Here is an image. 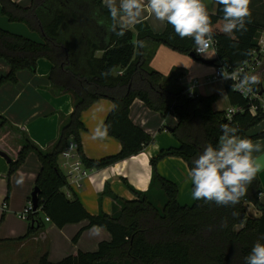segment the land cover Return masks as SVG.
<instances>
[{"label": "trees", "instance_id": "16d2710c", "mask_svg": "<svg viewBox=\"0 0 264 264\" xmlns=\"http://www.w3.org/2000/svg\"><path fill=\"white\" fill-rule=\"evenodd\" d=\"M0 2L4 15L11 21L26 23L46 42L38 45L0 30V57L10 65L9 73L0 78V84L16 81L22 69L35 71L38 60L47 58L53 64L51 80L64 90L75 91L77 96L74 111L49 152H43L25 131L0 116V133L8 127L20 140L19 146L15 142L18 150L15 159L0 149L12 159L8 176L20 168L30 152H36L42 163L36 180L40 188L39 208L29 216V232L34 233L44 224V215L60 228L87 220L88 225L79 230L75 241L88 227H102L111 234V240L102 241L94 252L80 251L55 263L44 254L38 264H245V257L254 244L264 243V203L260 200L263 186L259 175L235 206H217L203 200L182 205L178 201L177 184L160 175L157 165L168 156H179L191 167L205 147L218 144L221 126L226 123L237 127L236 135L242 138L252 142L262 139L264 133L250 134L249 131L264 120V115L236 114L229 119L224 110L214 108L216 95L192 98L185 94L183 87L170 89L172 77L151 69L135 43L137 37L139 49L145 40H150L192 54L193 40L181 39L170 24L161 34L154 33L144 21L135 25V32L122 28L117 19H111L101 0H31L29 6L13 0ZM249 9L247 31L234 29L232 34L222 31L225 21L219 8L217 15L209 14L218 58L234 66L251 57L259 31L264 29V0H250ZM121 31L124 35H119ZM259 72L264 78V63ZM224 84L230 104L245 103L232 82ZM102 98L114 101L104 129L120 140L122 149L118 154L94 159L86 156L81 145L82 113ZM135 99L178 119L173 134L180 145L163 149L151 159L154 175L149 190L132 189L135 199L113 196L112 214H92L77 197L66 195L69 181L61 169L62 154L75 141L84 165L97 169L142 152L153 138L130 117V106ZM250 204L261 211L260 218L248 214Z\"/></svg>", "mask_w": 264, "mask_h": 264}, {"label": "crops", "instance_id": "0c3cea01", "mask_svg": "<svg viewBox=\"0 0 264 264\" xmlns=\"http://www.w3.org/2000/svg\"><path fill=\"white\" fill-rule=\"evenodd\" d=\"M13 1L20 4L25 2L26 5L23 6H29L31 3V0ZM101 1L104 4V0ZM116 2L119 6V0ZM142 2L147 4V0ZM203 2L210 15H217L218 6L214 4V0H203ZM122 15L123 13H120L116 18L117 24L134 32L135 25L143 21L148 23L151 30L157 34L163 33L168 25L166 22L156 20L147 8L140 21L133 26L123 23L120 19ZM262 30L259 31V35ZM135 43L137 51L140 50V55L146 57L148 66L168 78L172 77L175 83H180L183 78L198 72H201V75L207 74L203 84L198 78L193 80L190 88L180 84L187 96L188 91H193L195 97L216 95V101L221 95L227 97L224 81L208 80L213 67L197 63L199 60L191 54L179 52L166 44H155L150 40H145L139 49L137 37ZM211 50L214 56L206 60L218 58L217 50ZM52 67L50 60L42 61L40 58L35 71L22 69L18 71L16 81L6 80L0 84V116L25 131L30 140L43 152H49L54 147L77 101L75 91L64 90L62 86L51 80ZM9 71V63L0 57V78L7 75ZM253 76H256L258 80L263 78L260 72ZM195 80L197 86H194ZM231 105L229 102V106ZM114 106L112 99L102 98L93 102L82 113L84 128L80 131V141L87 157L99 159L121 151L120 140L110 136L104 129L105 120ZM130 117L134 124L143 128L153 138L152 143L139 154L118 160L103 168L92 169L84 165L88 176L82 179L80 187L72 185L68 189L71 197H77L92 214L100 212L112 214L113 196L120 199H135L132 189L149 190L154 175L151 159L163 149L180 145L173 131L169 130L178 125V119L173 114L169 112L162 114L151 109L144 101L135 99L130 106ZM263 122L264 120L253 127L249 133H264L263 127L257 128ZM15 136V132L8 127L0 133V149L7 151L12 159H15L18 154L15 142H18L16 143L18 146L20 144L19 137ZM260 146L262 151L254 152L255 158L264 153V141H261ZM9 168L10 162L0 155V264H38L40 257L44 254H48L49 260L55 263L80 251L94 252L102 241L111 240V234L107 229L97 226L88 227L81 233L75 247H72L69 244L71 237L86 227L88 221L84 220L60 228L53 222L46 221L45 216L44 224L34 233H30V221L21 219L18 214L32 200L31 191L34 186L36 187L42 163L36 152H30L24 163L11 177L8 176ZM189 169L186 160L179 156H168L157 165V172L160 175L177 184L178 201L182 205H192L195 202L191 195L192 184L186 182ZM21 177H23V183L17 184V180ZM260 200L264 203L263 192L260 194ZM4 201L8 203L7 210H2ZM248 214L253 218H260L261 211L250 204ZM45 223L48 225L44 226Z\"/></svg>", "mask_w": 264, "mask_h": 264}, {"label": "clouds", "instance_id": "9594fccd", "mask_svg": "<svg viewBox=\"0 0 264 264\" xmlns=\"http://www.w3.org/2000/svg\"><path fill=\"white\" fill-rule=\"evenodd\" d=\"M249 3L250 0H214V4L223 12L224 33L232 34L234 29L247 31L246 18L251 16ZM104 4L112 20L123 13L120 19L129 26L138 23L145 8L149 9L156 20L170 24L181 39L191 38L195 44L193 50L198 55L211 58L208 52L214 44V32L203 0H147L146 5L142 0H119V6L116 0H104ZM119 35H124V32L121 31ZM222 75L224 79H235V76H227L224 72ZM249 83L254 85L260 81L256 76L245 75L241 83L233 87L246 88L251 92L252 88L246 87ZM221 132L218 144H209L193 161L186 182L193 185V200L214 202L217 206H235L253 179L258 174L264 175V164L253 156L254 152L259 153L262 149L250 139L236 135L239 129L235 126L223 124ZM21 183L23 177L17 180V184ZM245 264H264V243L258 241L254 244L250 254L245 257Z\"/></svg>", "mask_w": 264, "mask_h": 264}, {"label": "built area", "instance_id": "2783aa9c", "mask_svg": "<svg viewBox=\"0 0 264 264\" xmlns=\"http://www.w3.org/2000/svg\"><path fill=\"white\" fill-rule=\"evenodd\" d=\"M217 43L214 39V44L210 47L211 49L217 50ZM195 48V44L193 49ZM193 53L198 57H204L198 55L194 50ZM264 63V29L261 31L258 39L257 45L252 51L251 57L244 61L243 63L234 66L231 65L225 59L217 58L214 64V69L211 75H209L208 80H221L232 82L233 85L240 84L241 80L245 75L251 77L254 74L258 73ZM222 72L227 76H235L234 80L224 79ZM259 84L252 85L249 83L246 87H251L252 91H247L246 88L235 89L240 96L245 99L244 104L231 105L225 110L227 118H232L236 114H246L250 113L252 116H257L259 114L264 115V78L259 80ZM194 86H197V81L195 80ZM188 97H195L193 91H188ZM62 166L69 167L66 168V175L69 181V188L73 185L80 187L82 179L88 176L87 168L84 166L79 154H78V144L75 141H71L68 147L62 154ZM66 195L71 197V193L67 190ZM245 203H248V200L245 199ZM8 209V203L4 201L2 203V210ZM32 212H35L33 209L32 200L29 201V204L18 214L21 219L28 220ZM46 221H51L49 217H46Z\"/></svg>", "mask_w": 264, "mask_h": 264}, {"label": "water", "instance_id": "95a60500", "mask_svg": "<svg viewBox=\"0 0 264 264\" xmlns=\"http://www.w3.org/2000/svg\"><path fill=\"white\" fill-rule=\"evenodd\" d=\"M0 30L14 36L22 37L38 45H44L46 43L45 40L41 37V35L37 31L32 30L26 23L11 21L10 17L4 15V8L1 2H0ZM191 55L194 58H196V55L194 53H192ZM197 59L207 65L215 64L214 60H206L200 57H198ZM169 130L173 131V128H169ZM0 155L5 157L8 162H11V158L6 153L0 152ZM256 158L259 163L264 164V153H262ZM258 175L262 183L263 193H264V175H260V174ZM39 193H40V188L36 186L31 194L34 211H37L39 208V199H38Z\"/></svg>", "mask_w": 264, "mask_h": 264}, {"label": "rangeland", "instance_id": "374dc122", "mask_svg": "<svg viewBox=\"0 0 264 264\" xmlns=\"http://www.w3.org/2000/svg\"><path fill=\"white\" fill-rule=\"evenodd\" d=\"M26 5V3L25 2H23L22 3V5ZM31 4V3H30ZM208 55L209 56H214V53H213V50H210L209 51V53H208ZM200 58H202V59H206L205 57H200ZM215 59V58H214ZM41 60L42 61H49V60H47L46 58H41ZM197 63H202V65H205L206 67H210V68H212L213 67V69H214V65L212 66V65H207V64H204L202 61H198ZM41 65V64H40ZM201 72H198V73H195V74H192V75H189V77H186V78H183L181 81H180V83H175V82H173L172 80H173V78L172 79H170L169 80V82L171 83L170 84V89H177V88H179V87H181V83L182 84H184L187 88H190L191 87V85H192V83H193V80L194 79H196V78H198L199 79V81L203 84V82L206 80L205 78H206V76H207V74H205V75H201L200 74ZM169 78H171V77H169ZM189 78V79H188ZM208 83V82H207ZM227 106H229V100H228V98L225 96V95H221V97H219V99L215 102V108L216 109H218V110H224V109H226L227 108ZM264 128V122L263 123H261L257 128ZM261 141H264V139H262V140H257V141H254L253 143L254 144H259L260 145V143H261ZM133 156V155H132ZM131 157V156H130ZM66 168H69V167H63L62 165H61V169H62V171L66 174ZM35 189V186H34V188L32 189V191H31V194H32V192H33V190ZM42 217H43V219H44V215H42ZM46 225H48V223H45V225L44 226H46ZM42 228H44V227H42ZM75 237V236H74ZM74 237H71L72 239H70L71 241H69V244L73 247H75V245H76V243H77V241H75V239H74Z\"/></svg>", "mask_w": 264, "mask_h": 264}]
</instances>
